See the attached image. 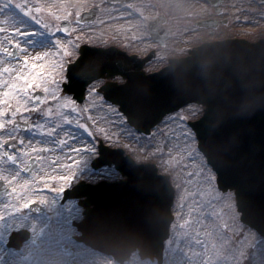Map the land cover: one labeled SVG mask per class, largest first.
Here are the masks:
<instances>
[{"label": "rangeland", "instance_id": "rangeland-1", "mask_svg": "<svg viewBox=\"0 0 264 264\" xmlns=\"http://www.w3.org/2000/svg\"><path fill=\"white\" fill-rule=\"evenodd\" d=\"M90 1L94 2L96 0H0V83L4 80V84H6L4 91H2L3 86L0 84V99L2 94L12 91V86L19 83L20 80L25 77L27 79L33 77V71L36 68H41L40 60L42 64H48V59L51 58L57 60L60 57L59 50L65 48L67 42L69 44L67 49L71 53L69 58L71 59L76 51V48L73 49L71 44L78 46L81 43L97 41L108 43L115 39V36H119L120 39L130 36H143L144 31L141 29L139 20L130 19V21H124L118 12L116 13L109 8L102 9L94 24H88V26L75 25L73 17L77 12L68 6H64V4L66 2L70 5L77 3V8H82L84 4L90 3ZM156 1L159 2L162 13L167 15L166 11L169 12L167 24L171 29L174 41L177 40L175 36L180 38L179 43L184 41H181V38H186L188 41L189 37H193L194 41L195 37H199L196 34L219 36V28L194 33L191 31L192 28L190 26H185V24H189L190 20L183 23V18H188L186 14L191 10L192 4H182L171 0ZM254 9L260 10V14H264V5H259V8ZM152 13V8L145 12L147 16L152 15ZM179 15H184L181 21L178 19ZM20 17L24 25H21ZM61 18H70L72 22V30L68 35L70 36L68 39H64L62 35H59L58 23ZM245 21V23L248 22L247 20ZM249 26L251 29L261 26L262 29L260 33L247 35L249 39L254 38L255 35L264 37V20L260 21L257 19L250 23ZM20 31L23 32L20 33ZM227 32L232 33L234 31ZM29 34H31L30 37ZM18 36L25 37L19 39ZM171 42L166 44L167 46L164 47L163 52L161 51L163 57L173 51V43ZM13 45L18 52V58L15 61L8 60L6 56ZM137 46L148 47L150 45L146 41H140ZM33 65H35V68H33ZM5 68H8L9 72L5 73L3 71ZM17 77H20V79H17ZM50 79L51 75H47L45 78L46 81ZM43 87L46 88L45 86ZM52 96V93H48L47 99L40 104H34L37 108L32 109V112L40 114V119L35 121L37 124L34 123L32 125L33 130L31 129V133L38 135V137H43V139L33 142L23 136L20 137L19 141L21 140V143L18 145L20 151L11 156V158H15V162L10 161L11 166L5 170L1 168L5 165L0 161V178L8 184L11 194L8 198H0V212L1 215L4 214L3 222L0 223V264H114L108 258H102L88 248L75 244L71 246L74 247L75 257L70 263H67L62 258L59 247L63 243L68 244V236L76 232L71 227L70 220L80 217V209L74 202L65 203L63 206H59L62 208L57 209V201L55 203L45 194L36 193L34 190L35 188L47 186L36 185L37 181L35 180L37 178L44 180L49 175L67 171L65 161L61 159V154L66 150H70L67 148L66 143H68L71 133H69L70 131L67 128L70 122L74 121L63 115L66 106L57 105L61 100L58 99L54 105H49L51 104ZM19 98L23 107L24 103L27 102V98ZM62 100H64L62 103L66 104L68 108L75 106L74 102L72 104L67 98L62 97ZM89 104L92 109L97 108L99 105L95 103ZM97 111L100 117L103 116L105 118H100L101 120H99L102 127L112 125L110 115H108L111 112L106 110L104 106ZM183 116L186 120L195 115L193 110H186L182 112L181 117ZM55 119H60L61 121L59 122ZM114 130L115 127L108 128L105 132L106 135H102H105L108 140L115 138ZM184 131L185 126L176 123L174 120L165 123L158 132H155V136L151 139L153 146L157 148V154L152 149L137 153L138 160L153 161L159 166L161 172L167 171L170 173L175 187L174 190H176L175 203L172 209L176 219L171 227L170 237L165 242L164 262L161 264L245 263L246 260L242 259V257H245L246 252L250 251V247L246 243L252 241V239L246 236L240 238V240L234 235V233H239L241 229H239L240 225L236 221L232 196L230 194L215 193L212 187L214 175L212 176L210 169L207 168L202 158L192 153L194 140ZM54 133L59 134L57 143L62 145L64 143L62 140H66L67 149L65 148L62 153H59V150L56 151V149H59L57 144L54 146L45 141L47 135H55ZM45 148H49L50 151L44 153ZM159 152L161 154L160 157ZM30 155H35L38 158L40 167L30 176L31 178H26L20 173L19 166L26 164V158ZM102 173L111 176L110 171ZM189 173L194 174L192 179H189ZM205 194L211 195L210 201L204 199ZM27 199H38L42 201L44 207L48 205L50 210L55 212H46V214L37 217L29 213L25 214L23 211L16 215L13 214L14 211L22 208ZM225 200H228L229 203ZM226 215H228V218H226ZM215 226H225V233L232 236L231 242H235V244L238 240L240 242L243 241V243L246 240L245 244L247 246L240 245L239 249H235L234 253H236L237 258L230 257L225 259L222 257L221 259V253L225 251L222 247L221 249L209 251V244L213 240L212 235ZM17 229L29 230L31 238L18 251H7L5 248L7 238L10 232L17 231ZM241 235H247L246 231L242 229ZM35 240H41L37 246H34ZM239 256H241V259ZM258 263L264 264V262H260V259H258ZM258 263L253 259L250 264ZM128 264L150 263L148 261L143 263L137 261L133 263L131 261Z\"/></svg>", "mask_w": 264, "mask_h": 264}, {"label": "water", "instance_id": "water-1", "mask_svg": "<svg viewBox=\"0 0 264 264\" xmlns=\"http://www.w3.org/2000/svg\"><path fill=\"white\" fill-rule=\"evenodd\" d=\"M63 22H61V27L64 26ZM84 49H86V53L82 54L83 57L80 62L77 61L78 65L72 68L76 69L79 65L82 66L88 56L95 57L97 60L92 63L87 59L88 72L84 74L85 77L95 74L96 78L103 76L104 73H107V76H114V73L119 71L120 68L112 70L113 63L109 59L112 56L107 53L109 50ZM102 53L104 54L101 55ZM192 53H190L191 58L184 61L177 62L178 60H174L173 67L182 65L185 69H193V66L197 64L198 54L194 57ZM199 56L200 59L203 58L202 55ZM100 62H102V65L98 67ZM175 71L173 68L168 70L166 76L162 79H148L144 82V91L136 89L130 84L126 88L124 86L118 87L119 89L112 85V87L104 88V95L108 100L120 106L121 110L129 116V122L133 126L139 130H146L169 109H163V107L165 102L169 100L167 93L170 94L171 90L167 85L171 78L170 75ZM191 74H194V72L192 71ZM253 74V72L250 75L246 74L244 80L249 76H254ZM250 78L248 79L249 82ZM211 83V78L204 77L201 84L202 91L199 94L207 99L209 109L215 106L213 105V99L210 100L205 94L207 89L212 88ZM156 86L160 89L157 90ZM248 90V99L243 98L241 100L229 92V97L226 94L221 96L225 105L224 114L217 113L216 122H210L208 127H203L201 124L196 127V130L199 132L198 135H200L201 140L207 142V147L210 148L212 145H216L214 148L211 147L206 155L209 164L217 173L216 178L219 188L235 190L237 208L240 211H243L245 207L254 209L255 216L259 218L255 225L261 231L264 230V100H258L257 92L261 90L264 92V86L256 83L251 85ZM216 91L219 94L220 90L217 89ZM216 109L219 110V108ZM117 167L123 175L125 174L128 177L124 184H127L131 197L134 200H140L143 196H146V199L152 197L156 205H161L164 208L162 215L157 217L156 220L149 218L139 221L141 227L136 229L130 224L129 217L124 220L122 212L115 208L113 204L115 196L111 198L112 206L110 207L108 204H104L105 201L102 198L96 197L94 192H91L88 193V199L85 201L87 211L85 212L86 219L84 223L89 225L92 220L98 222L93 231L84 234L79 240L95 248L102 246L104 251L113 254L117 259L135 249H138L141 255L150 256L149 253H152V251H146L143 244L158 241L156 242L157 247L154 254L159 256L162 241L167 237L166 231L168 221H170L168 207L171 204L173 194L167 178L157 176L152 167H145L144 169L137 167L139 169L136 170H132V166L131 168L121 165ZM122 185H113L114 191L120 193ZM104 193H106V190L98 195H104ZM131 197L125 202V207H129V203L132 202ZM89 203H92L95 207L88 208ZM140 217L145 219L144 216ZM114 234L121 235L117 241L114 239ZM153 235L156 236L155 241L152 240Z\"/></svg>", "mask_w": 264, "mask_h": 264}, {"label": "snow or ice", "instance_id": "snow-or-ice-1", "mask_svg": "<svg viewBox=\"0 0 264 264\" xmlns=\"http://www.w3.org/2000/svg\"><path fill=\"white\" fill-rule=\"evenodd\" d=\"M37 11H39V10L37 9ZM58 30H64V31H67L66 29H58ZM13 35H15V33H13ZM30 36H31V34H29V37H30ZM8 55H9V56H13L14 54H13V53H8ZM64 55H65V57H70V56H71V53L65 51V52H64ZM61 66H62V65H61ZM33 68H35V65H33ZM3 71H4L5 73H7V72H9V69H8V68H5ZM17 79H20V77H17ZM24 80H25V83L27 84V87L24 88V89H22V91L27 92L28 89H31V88H33V87L35 86V81H34V80H33L31 83L28 82L27 77H25ZM12 87H15V85H13ZM60 87L62 88V85H61ZM96 89H97V88H94V89H93V93L96 92ZM3 95L7 97V96L10 95V93H9V92H5ZM0 103H7V101H0ZM0 115H3V113H0ZM2 127H3V125L0 124V128H2ZM77 151H79V150H77ZM85 151L87 152V154H88L90 157L93 156V155H95V153H96V149H95L94 146L91 147V148H90V147H89V148H86ZM5 158H6V159H10L8 156H6ZM10 161H12V162L14 163V162H15V158H11ZM105 164L107 165L108 168H114V167H116L115 165H113V164H108L107 162H105ZM81 175H83V173H81ZM188 177H189V179H192V178L194 177V174H193V173H189V174H188ZM109 178H110V176H109L108 174H103V173H102L101 175L97 176L96 173H93L92 175L88 176L86 179H87L89 182H91V181H95V180H105V179H109ZM62 179H64L65 182H67V178H62ZM72 180H73V181H80V177L74 175V176L72 177ZM13 191H15V190H13ZM62 191H63L64 194H65V198H66V200L69 199V197H68V195H67V194H68V190H66V189H62ZM61 206H63V205H61ZM24 207L27 208V207H29V205H28V204H25ZM84 215H85V210L80 214V217H82V216H84ZM11 239H12V237H10V239H9V241H8V244H9V245H11Z\"/></svg>", "mask_w": 264, "mask_h": 264}, {"label": "flooded vegetation", "instance_id": "flooded-vegetation-1", "mask_svg": "<svg viewBox=\"0 0 264 264\" xmlns=\"http://www.w3.org/2000/svg\"><path fill=\"white\" fill-rule=\"evenodd\" d=\"M14 119H15V118H14V116H13V120H14ZM13 133L17 135V130H16V129H14ZM10 139H11V138H10ZM5 142H6V139H5V140H3V142H2V144H1V146H0V147H2V148H3V147L5 146ZM2 156H3V157L5 156V155H4V151H2ZM4 158H5V157H4ZM4 160H5V159H4ZM38 165H39V164H38ZM37 169H39V167H38ZM37 169H36V170H37ZM36 170H35V171H36ZM35 171H34V172H35Z\"/></svg>", "mask_w": 264, "mask_h": 264}, {"label": "bare ground", "instance_id": "bare-ground-1", "mask_svg": "<svg viewBox=\"0 0 264 264\" xmlns=\"http://www.w3.org/2000/svg\"><path fill=\"white\" fill-rule=\"evenodd\" d=\"M152 212V211H151Z\"/></svg>", "mask_w": 264, "mask_h": 264}]
</instances>
